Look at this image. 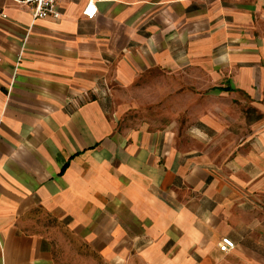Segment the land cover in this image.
<instances>
[{
    "label": "crops",
    "instance_id": "crops-1",
    "mask_svg": "<svg viewBox=\"0 0 264 264\" xmlns=\"http://www.w3.org/2000/svg\"><path fill=\"white\" fill-rule=\"evenodd\" d=\"M88 1L0 0V264H264V0ZM153 71L250 103L226 163L199 137L221 108L191 137L128 120Z\"/></svg>",
    "mask_w": 264,
    "mask_h": 264
},
{
    "label": "rangeland",
    "instance_id": "rangeland-1",
    "mask_svg": "<svg viewBox=\"0 0 264 264\" xmlns=\"http://www.w3.org/2000/svg\"><path fill=\"white\" fill-rule=\"evenodd\" d=\"M118 100L120 105L127 106L128 120L156 125L171 120L180 127L181 136L190 137L195 136L194 127L199 128L203 118L221 108L224 113L219 120H215L219 128L212 130L203 126L199 134L204 141V156L217 165L226 163L233 156L243 140L250 135V122L257 117L249 111L250 103L247 100L231 102L224 97L208 96L197 92L193 83L160 71L143 75L133 87L121 92ZM239 261L240 264H251L252 259H236L234 264Z\"/></svg>",
    "mask_w": 264,
    "mask_h": 264
},
{
    "label": "built area",
    "instance_id": "built-area-1",
    "mask_svg": "<svg viewBox=\"0 0 264 264\" xmlns=\"http://www.w3.org/2000/svg\"><path fill=\"white\" fill-rule=\"evenodd\" d=\"M13 3L23 7L32 8L33 20H43L47 18H53L59 20L61 13L59 11L61 0H11ZM98 8L97 2L94 0H89L83 15L89 19L93 20L97 16ZM235 243L229 238H223L220 243V250L222 253H230L235 249Z\"/></svg>",
    "mask_w": 264,
    "mask_h": 264
}]
</instances>
